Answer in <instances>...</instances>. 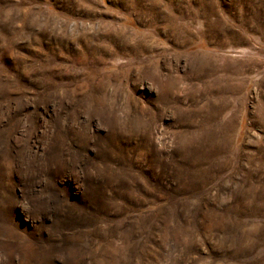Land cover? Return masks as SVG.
<instances>
[{"label":"rangeland","instance_id":"374dc122","mask_svg":"<svg viewBox=\"0 0 264 264\" xmlns=\"http://www.w3.org/2000/svg\"><path fill=\"white\" fill-rule=\"evenodd\" d=\"M0 264H264V0H0Z\"/></svg>","mask_w":264,"mask_h":264}]
</instances>
